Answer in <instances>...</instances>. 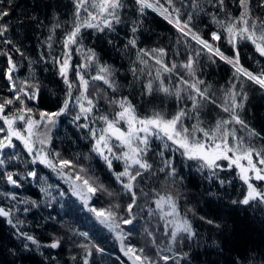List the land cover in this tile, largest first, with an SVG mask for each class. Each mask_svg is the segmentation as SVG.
Wrapping results in <instances>:
<instances>
[{"label": "trees", "instance_id": "1", "mask_svg": "<svg viewBox=\"0 0 264 264\" xmlns=\"http://www.w3.org/2000/svg\"><path fill=\"white\" fill-rule=\"evenodd\" d=\"M174 3L181 9L182 15L189 12L194 14L193 30L204 39L212 42L211 33L221 31L213 21V16L217 20L225 19V14L217 6V0H195L196 7L192 6L193 0H174ZM124 4L125 7L120 11L121 22L114 25L113 31L93 34L92 29H84L80 41L82 51H77L76 45L71 46L69 79L76 85L73 89V102L70 109L57 118L49 134L52 149L60 153L61 157L83 165L95 178L97 185L102 184L107 192L113 193L109 196L107 192L99 191L98 196H92L90 203L99 206L103 198L112 205L119 204L121 209H126L127 204L131 203V193L123 189L114 175L124 170V163L113 158V168L110 170L106 162L93 151L95 141L89 132L90 128L99 129L104 126L97 117L108 115L111 110H119L110 105V100L127 97L140 117L150 116L153 111H160L170 117L179 108H186L189 115L184 120L185 126L191 127L199 121L200 126L211 128L217 120L228 119V114L219 105L223 104L224 92L231 88L237 93L247 94L246 100L243 96L238 97L244 103L243 109H238V112L249 129L259 133L258 136L249 137L247 130L233 124L237 135L245 138L256 149H264V88L244 77L235 78L232 66L219 57L209 59L206 51H201L197 56L200 46L190 36H183L157 12L146 9L141 16L134 0H124ZM225 4L228 12L239 16V0H225ZM252 4L255 7L257 0H252ZM0 10L9 12L0 21L8 26L7 33L0 37V97L12 96L4 76L7 69V56L4 53L7 52L16 65L14 78L27 79L39 85L38 100L27 102L28 107L35 110L36 118L39 111H58L63 105L67 86L59 75V64L54 63V60L62 57L64 50L61 41L65 30L71 28V0H2ZM54 14H57L64 27L53 31ZM183 18L187 19V15H183ZM133 21L140 23L134 25ZM133 26L137 27L135 34L131 31ZM49 35L53 37L51 41L48 40ZM133 35L137 40L136 47L128 45ZM4 40H11L12 44H5ZM213 43L226 56L234 55L226 38ZM16 48L20 51H16ZM159 48L165 49L163 60L169 66H179L191 55L195 60L196 76L204 81L202 87L208 89L215 104L201 101L199 108L194 110L191 101L187 99V93L182 92V99L179 100L174 95L168 96L158 91L149 94L143 85L149 79H154L159 66L147 56L144 59L148 60V64H141L137 52L139 49ZM88 49L95 51L101 64L111 67L113 75L110 79L115 83V90L103 81L91 79L96 73L95 65L82 69L87 71V94L94 100L95 107L87 119L81 117L75 121L74 117L79 112L75 105L76 91L80 94L75 68L85 63ZM238 51L240 63L245 68L254 73L264 69V57L255 51L251 43L239 41ZM149 71L152 77H149ZM178 73L190 82L193 80L182 67H178L172 74L162 72L161 76L170 89L179 84ZM158 83L154 80V84ZM16 107H19L18 103L9 106L6 111H14ZM81 124H88L89 128L79 127ZM13 143L14 148L0 152V159L5 160V164L0 165V207L11 210L10 218L16 225L13 227L7 223V217H0V264H83L84 249L78 247L82 243L89 245V264H130L121 251L116 234L99 224L89 211L90 205L73 195L71 188L56 171L40 163H31L32 157L20 141L14 139ZM168 144L169 147L165 149L164 141L155 138L150 140V151L146 158L153 167L134 181L137 204L133 215L136 219L132 225L121 224L125 240L148 248L150 255L169 247L168 237L164 234L165 222L160 219V210L156 208L155 200L158 194L170 192L177 197L180 213L187 214L196 232L193 239L185 238L171 245L173 252L165 254L187 255L175 256L170 264H175L177 259L180 264H264V204L258 201L249 205L233 203L243 199L247 192V186L240 180L238 170L228 168L227 161H222V169L200 171L196 161L187 160L180 151L173 149L171 142ZM161 151L164 152L163 157L159 155ZM14 155L19 158L10 159ZM164 160L172 162L176 169L175 176L168 175L171 168L159 171L165 168ZM30 171H35L37 176H28ZM8 172L13 173L17 185L7 182L5 176ZM124 182H127V178H124ZM33 201L36 206H32ZM25 208H28L27 212ZM120 214L128 218L126 211ZM201 216L205 217V221L200 220ZM206 220H213L214 223L210 225ZM145 229L152 232L153 236H148ZM20 232L34 236L39 246L24 240ZM79 232H87L88 238L74 234ZM57 238L61 240L60 247H47ZM153 239L156 244L152 243Z\"/></svg>", "mask_w": 264, "mask_h": 264}, {"label": "snow or ice", "instance_id": "2", "mask_svg": "<svg viewBox=\"0 0 264 264\" xmlns=\"http://www.w3.org/2000/svg\"><path fill=\"white\" fill-rule=\"evenodd\" d=\"M11 2V0H9ZM2 3V0H0ZM73 5V20L70 30H65V35L62 38L63 54L61 58H56L54 63L59 64V75L67 86V92L63 105L58 111L48 112L39 111L38 118H36L35 110L28 107L30 101L38 100L39 85L30 83L27 79L19 80L14 78L16 65L13 62L12 56L7 52V69L4 76L9 84V91L12 93L11 98L0 97V152L5 149L14 148L13 140H18L23 144L24 149L29 156L32 157L31 163H40L58 175L67 176L72 181V188L74 194L87 205L88 200L96 195L99 191L107 192L102 184H95L93 180L85 175L84 169L80 168L78 172L72 175L75 165L72 160L63 159L58 152H50L47 150L50 144L51 129L56 125L57 118L65 114L73 102V89L76 87L75 83L69 79V71L71 69V46L76 45L77 51H82L80 43L82 30L92 29L93 34L96 32L103 33L106 30L113 31L114 25L121 22L120 11L125 7L124 0H71ZM137 6V11L141 16L144 15L146 9H152L164 19L172 24L183 36H190L200 49L196 55L199 56L201 51H206L209 59L212 57H219L234 69V77L239 79L246 78L254 85H259L264 88V69L259 73H254L245 68L240 63V53L238 51V42L243 40L251 43L255 51L264 57V0H257L255 7L252 0H239V16H233L227 11L225 0H217V6L220 11L225 14L224 20H217L213 16V21L216 23L221 31H213L211 33V41L204 39L198 32L194 31V14L189 12L187 19L183 18L181 9L175 6L174 0H134ZM193 7H196L195 0H193ZM259 13V15L257 14ZM9 15L7 10H0V21ZM139 21H133L134 25H138ZM64 27L58 19L57 14H54L52 29H60ZM8 31V26L0 23V37H3ZM133 34L137 32V27L131 28ZM52 35H49L48 40H52ZM227 39L234 50L232 57L226 56L218 46L213 42L222 39ZM5 44L11 45V40H4ZM111 42V41H109ZM128 45L136 47L137 40L135 35L129 39ZM51 47V44H49ZM127 47V45H126ZM20 51L19 48L15 49ZM166 55L164 48L159 49H139L137 52V59L141 64L147 65L148 60L144 57H149L155 60L156 69L154 79H149L143 85L149 94L158 91L168 96L174 95L178 100L182 99V92L187 93V99L191 101L192 108L197 110L201 101L211 102L215 104L211 94L207 88L202 87L204 81L196 76L195 60L189 55L188 59L181 65L172 64L169 66L163 60ZM85 63L76 65L75 77L79 81L78 90L80 94L75 96V105L79 108V112L74 117L75 121H79L81 117L88 118V114L92 113L95 107L94 100L89 97L88 88L89 81L85 79V73L82 69L88 68L90 65H95L97 74L91 79L93 81H103L104 84L115 90V83L110 79L113 72L109 65L101 64L96 57L93 49L87 50V55L84 57ZM178 67L187 70V74L193 77L190 82L183 74L178 73L179 84L174 88H169L165 84L161 73L172 74ZM143 71V69H141ZM149 77H152V72L149 71ZM154 80L158 84H154ZM243 96L247 99L246 93H237L233 89H227L224 92L222 107L224 113L228 114V119L217 120L215 125L211 128H204L200 126L199 121L191 127L184 124V120L189 115L186 108H179L174 115L166 116L160 111H153L152 115L140 117L137 114L135 106L128 100L127 97H122L119 100H110V105L118 108L111 117L109 115H101L96 119L103 123V127L99 129L90 128L89 132L95 143L93 144V151L96 152L107 164L111 170L113 168V158L122 160L124 163V170L119 173H114L116 180L120 182L123 189L131 193V203L127 204L126 209H121L119 204L109 205L108 207L95 208L90 207L89 211L93 214L100 225L106 227L110 232L116 234V238L121 242V251L131 261V264H170L175 256L187 255L186 253H173V255L162 254L157 250L154 255L149 254L146 247L137 248L131 244H125V235L121 224L132 225L136 217L133 215L134 206L137 204V197L134 189V181L138 177L152 169L153 165L147 160V154L150 151V140L152 138L164 141V148H168V142H171L175 151H180L181 155L189 161H196L199 165L198 170L203 169L214 170L222 169V161H227L228 168H235L238 170L239 178L247 186V192L243 195V199L233 201L242 205H249L253 201H258L264 204V189L258 188L253 184L252 180L264 182V149H256L251 143L245 141V138L237 135L235 128L228 127L231 124H238L248 131L249 137L258 136L259 133L254 129H249L247 123L241 118L238 109H243V100H238V97ZM19 105L14 111H6L9 106L15 104ZM199 112L197 111V116ZM18 124H22L19 127ZM81 128H89L88 124L78 125ZM199 134V135H198ZM231 138V139H230ZM39 145V147H37ZM105 152L110 155H106ZM119 153V154H117ZM161 157L164 152H159ZM18 156H12L10 159H18ZM246 162V163H244ZM5 160L0 159V165H4ZM165 168L159 171L164 172L166 168H171L168 175L175 176L176 169L170 160H164ZM259 165V166H258ZM133 166H136L135 168ZM214 174V172H213ZM28 176L35 177L37 173L30 171ZM7 182L11 185H17V180L13 178V173L8 172L5 176ZM127 178V182H124ZM221 184L224 181H220ZM41 191H46L41 189ZM112 196V192H107ZM15 199V197H12ZM28 203V201H24ZM156 208L160 210V219L164 220V234L168 237L169 247L164 249L165 253L173 252L171 245L180 242L182 239H193L196 235L191 221L187 214H181L178 206L177 197L170 192L166 194H158L155 200ZM32 206H36L32 202ZM165 207L167 211H165ZM25 212L28 208L24 209ZM126 211L128 218H125L120 213ZM188 211H193L189 209ZM0 217H7V223L16 227L13 224L11 217V210H6L0 207ZM200 220L205 221V217L201 216ZM21 223V222H17ZM206 223L213 224V220H206ZM217 228L220 225H216ZM148 236H153V233L147 231ZM88 238L87 232L74 233ZM19 235L24 240L30 241L39 246V242L34 236L27 233L20 232ZM156 244L155 239L152 241ZM61 246L59 238L53 239L47 247L56 249ZM27 248L28 245L25 244ZM78 247L84 249L83 264H89L88 257L91 254L88 244H80ZM157 247H159L157 245ZM98 251H102L97 249ZM76 259V257H73ZM175 264H180L177 259Z\"/></svg>", "mask_w": 264, "mask_h": 264}, {"label": "rangeland", "instance_id": "3", "mask_svg": "<svg viewBox=\"0 0 264 264\" xmlns=\"http://www.w3.org/2000/svg\"><path fill=\"white\" fill-rule=\"evenodd\" d=\"M82 54H84V52H82ZM85 74H86V72L87 71H85V70H82ZM97 74V72L96 73H94V76ZM85 79H87V78H85ZM76 96H78V92L76 91ZM110 117L112 116V115H114V111L113 110H111L110 111V113L108 114ZM143 118V117H142ZM18 126L19 127H22V124H18ZM228 127H230V128H235V126H233V124H231V125H229ZM239 136V135H238ZM240 137H242V136H240ZM231 139V138H230ZM37 147H39V145H37ZM47 150L48 151H50V152H57L54 148L52 149L51 148V145H48V147H47ZM105 154L106 155H110L109 153H107V152H105ZM119 154V153H118ZM61 157V156H60ZM61 158H63V157H61ZM63 159H68L67 157H64ZM70 160V159H69ZM123 162V161H122ZM244 163H246V162H244ZM73 164L75 165V167L73 168V170H72V172H70V173H68V175H72L73 177H74V174L76 173V172H78L79 171V169L80 168H83L85 171H84V173H82V175H85L86 177H89V178H91L92 180H93V182L95 183V184H97L95 181V178L92 176V175H90L89 174V172H87V170L83 167V165H77L76 163H74L73 162ZM259 166V165H258ZM58 176H60L65 182H66V184L69 186V188H71V191H72V194L73 195H75L76 197H79V196H77L76 194H74V191H73V188H72V181H70L68 178H67V176H61V175H58ZM254 180V179H253ZM253 180H252V182H253ZM255 181V180H254ZM253 184L254 185H256L258 188H260V189H264V182H261V181H256V182H253ZM96 195L98 196V194L96 193ZM105 197L107 196V195H104ZM80 198V197H79ZM92 199V197L88 200V203L87 204H89L90 205V207H95V208H101V207H108L109 205H112L111 203H109L108 201H106V199H103L102 198V201L100 200V202H101V204L99 205V206H95L94 204H91L90 203V200ZM103 202V203H102ZM166 211V210H165ZM124 243L127 245V244H131L129 241H126V240H124ZM120 244H121V242H120ZM131 245H133V244H131ZM134 246H136V245H134ZM137 248H141L140 246H136ZM164 250V249H163ZM163 250H161V252H162V254H165V252L163 251ZM130 262V264H131V261H129Z\"/></svg>", "mask_w": 264, "mask_h": 264}]
</instances>
